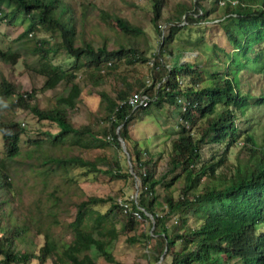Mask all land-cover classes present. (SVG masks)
I'll return each mask as SVG.
<instances>
[{
	"label": "trees",
	"instance_id": "1",
	"mask_svg": "<svg viewBox=\"0 0 264 264\" xmlns=\"http://www.w3.org/2000/svg\"><path fill=\"white\" fill-rule=\"evenodd\" d=\"M62 1L0 0V23L11 26L26 22L18 40L40 30L50 34V40H38L31 52L39 55L36 72L44 79L41 90H54L64 84V94L55 98L52 109L39 110L28 103L34 93H18L2 72L0 93L5 99L15 96V107L28 109L38 121H47L58 129L55 134L44 132L43 139L27 138V144L36 150L33 152L43 141L61 151L57 157L38 158L46 186L58 174L72 182L69 177L78 171L83 177L98 173L117 180H133L135 176L139 180L138 197L136 201L132 197L122 199L128 206L124 213L117 198L88 196L75 204L74 216L66 224L70 242L53 238L59 226L53 216L44 230H34L44 240L37 252L18 250L17 245L32 229L31 220L18 226L6 218L2 225L6 216L3 205L12 184L1 162L0 264H97L93 253L107 264H122L113 254L119 240L115 224L121 221H125L126 243L143 245L154 263L163 255V264H264V138L258 144L249 127L237 125L247 109L264 106V94L251 96L241 88L243 69L249 63L257 65L264 47V0H201L196 6L199 9L194 10L192 5L167 17H163L165 0H140L151 7L150 23L158 38L155 50L149 40H144L141 28L104 12L101 21L113 20L121 37L119 44L111 50L88 42L76 45V17ZM188 27L208 31L218 27L223 31L231 51L216 45L211 48L215 60L224 63L218 66L220 70L210 72L197 63L171 62L179 49L198 52L203 44L202 38L190 46L177 45V34L188 31ZM62 51L72 59L67 70L51 60ZM19 58L18 52L0 48L2 63L14 67ZM136 64L148 65L145 77L126 82L114 94L104 89L96 92L99 111L91 116L99 124L97 130L93 124L72 126L68 111L74 109L81 94L75 82L77 72L84 69L92 82L99 83L123 75L122 65ZM141 92L150 101L146 107L134 110L127 100ZM170 107L175 108L181 121L177 119L170 143L167 170L158 174L155 156L138 142L130 145V127L153 109L161 112ZM22 127L19 123L0 122L7 161L20 155L21 137L28 136ZM119 139L126 145L134 176L128 172ZM240 139L244 140L242 145ZM205 146L210 149L207 159ZM108 149L116 150L111 159L105 154L92 160L83 156ZM66 150L77 153L66 154ZM221 168L227 169L226 176L218 173ZM55 193L51 191L49 196L53 207L58 208ZM105 204L109 206L102 210ZM137 207L153 217V226L144 212H140V218L131 215Z\"/></svg>",
	"mask_w": 264,
	"mask_h": 264
},
{
	"label": "rangeland",
	"instance_id": "2",
	"mask_svg": "<svg viewBox=\"0 0 264 264\" xmlns=\"http://www.w3.org/2000/svg\"><path fill=\"white\" fill-rule=\"evenodd\" d=\"M201 0H165L163 9V17L177 14L178 10L189 9L191 6L197 4ZM63 5H69L76 17V45H81L83 42L92 43L94 47H106L111 50L115 48L121 37L118 30L114 26L112 19L102 22L101 13L104 12L110 17L116 16L127 20L132 26L139 27L143 30L146 38L151 45L152 50L157 46V35L150 23L151 7L150 4L140 0H63ZM199 7V6H198ZM196 7L194 10L199 9ZM189 11V14L194 13ZM187 11V10H186ZM192 12V13H190ZM216 24L214 21L212 22ZM27 26L26 22H21L16 25H5L0 23V48L16 51L20 54L18 64L10 66L4 64L0 60V72L4 77L13 84L12 89H16L18 93H34V98L28 103L36 106L39 110H49L54 107L55 98L64 94V84H60L54 90L42 91L44 79L36 72L39 67V55H32L34 44L38 40H50V34L44 31L30 33L27 38L18 40L19 36L24 32ZM188 31H180L176 36L178 46H190L203 38V44L200 46L198 52L192 50L179 49L172 57V63H197L201 67L213 72L220 70L218 66L224 64L215 60L211 48L212 45L225 51H231L223 31L218 27L212 30H204L202 27L190 28ZM204 36V37H203ZM184 44H183V43ZM198 42V43H199ZM143 43V42H142ZM209 48V49H208ZM258 51V50H257ZM256 53V52H255ZM221 57L222 54L217 53ZM51 56V55H50ZM51 60L54 65L59 66L65 70L70 68L72 59L64 53L60 52L58 55H53ZM260 69V70H259ZM259 70V71H258ZM88 72V71H87ZM87 72L84 69L76 73V83L81 88L80 98L74 109L68 111V120L72 126L79 127L86 124H93L94 129H98L99 124L94 121L92 114L99 111V97L96 94L98 90L104 89L110 94L116 91L126 83L133 82L134 79L145 77L148 73L147 64H136L134 66L120 67V72L123 75H116L110 81H101L99 83L92 82ZM94 80V79H93ZM69 88V87H68ZM241 88L243 91H249L251 96H260L264 94V47L259 56V62L256 64L249 63L243 69ZM15 96L5 99L0 93V122L10 121L19 123L26 131L22 135L20 142V155L14 160L7 161L4 156V142L0 132V165L1 162L5 164V171L10 178L12 184V192L6 195V203L3 205V210L6 216L2 220L9 218L15 225L21 226L22 221L31 220L32 229L29 234H26L23 241L17 245L18 250L37 252L44 244L41 236H37L35 231L37 228L45 229L53 221V216L59 222L53 231V238L56 241L63 240L70 242L71 235L66 229L67 222L71 221L75 213V204L85 200L88 196L97 197H111L117 198H131L138 194L139 180L132 174L133 180L127 178L125 180L112 179L109 175L90 174L83 177L81 171L75 172L72 182H68L67 177L59 176L52 177L51 182L46 186V178L41 175L40 159H44L45 155H52L57 157L61 151L59 148L51 147L48 143L43 141L42 146L37 152L33 147L27 144L28 137L43 139L44 132L55 134L58 129L55 125L47 121H38L28 109L15 107ZM15 108V109H14ZM241 117V116H240ZM175 108L170 107L159 110L153 109L150 113L141 119L135 120L130 127L131 146L134 142H138L140 147L153 154L157 161L158 174H162L167 170L168 152L170 143L174 136L176 126L178 125ZM181 121V120H180ZM237 125L241 127H249L248 131L260 144L264 138V106L252 107L246 110L243 117L237 120ZM243 139L239 140V145H242ZM126 148V145H125ZM31 151V152H30ZM127 151V149H126ZM115 149H108L105 153L101 151L87 152L83 156L86 158H94L105 154L108 158H113ZM125 162L127 164L128 172L130 167L127 161L126 154L122 148ZM30 153V158L27 154ZM66 154H76V150H66ZM120 153V152H119ZM128 153V151H127ZM203 154L206 159L210 155L208 146L203 148ZM122 157V153L120 154ZM235 154L230 158L234 160ZM122 162V159H121ZM131 163V162H130ZM133 171V170H132ZM219 174L226 176L227 169L221 168L218 170ZM181 184H179L180 186ZM177 189V185L174 187ZM55 191L57 198H59L58 208H54L53 200L49 194ZM1 197V195H0ZM109 204L101 206L102 210H106ZM50 213H53L50 215ZM125 221L116 222V228L119 233V240L113 248L115 259L122 264H157L148 258L146 248L140 243L130 245L126 243V236L124 233ZM148 224H145L147 228ZM142 229V228H141ZM139 227V230H141ZM1 234V233H0ZM92 257L97 264H107L102 258L97 257L94 253ZM31 264H37L33 261ZM45 264H51L47 261ZM163 264V262H162Z\"/></svg>",
	"mask_w": 264,
	"mask_h": 264
},
{
	"label": "built area",
	"instance_id": "3",
	"mask_svg": "<svg viewBox=\"0 0 264 264\" xmlns=\"http://www.w3.org/2000/svg\"><path fill=\"white\" fill-rule=\"evenodd\" d=\"M149 101H150L149 97L146 94H144V92L135 93L128 98L127 105L132 106L133 109L135 110L140 107L142 108L146 107ZM178 103L180 104L181 102L179 101ZM182 110L185 111V107H183ZM132 198L136 201L135 196H132ZM117 203L123 208L124 213L128 212V206L127 204L124 203V201L121 198L117 201ZM140 212H142V210L137 207V210L131 212V215L135 216L136 218H140Z\"/></svg>",
	"mask_w": 264,
	"mask_h": 264
},
{
	"label": "water",
	"instance_id": "4",
	"mask_svg": "<svg viewBox=\"0 0 264 264\" xmlns=\"http://www.w3.org/2000/svg\"><path fill=\"white\" fill-rule=\"evenodd\" d=\"M119 141H120V143H121V145H122V148H123V150H124V152H125V154H126L127 161H128L129 167H130V172H131V174H133V171H132L133 169H132V167H131V163H130V156H129V154H128L127 151H126L125 143H124L121 139H119ZM135 197H136V199H137V197H138L137 192H136ZM141 210H142V212H144L143 209H141ZM144 213H145V212H144ZM145 215L151 220V222H152V226H153V225H154L153 217H152L151 215H148L147 213H145ZM162 262H163V255L161 256V258H160V260L157 262V264H162Z\"/></svg>",
	"mask_w": 264,
	"mask_h": 264
}]
</instances>
